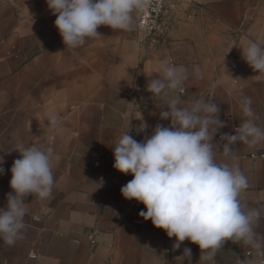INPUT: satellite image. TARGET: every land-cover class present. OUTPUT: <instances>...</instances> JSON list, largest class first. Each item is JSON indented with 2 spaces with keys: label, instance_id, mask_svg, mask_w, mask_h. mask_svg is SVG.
Masks as SVG:
<instances>
[{
  "label": "crops",
  "instance_id": "0c3cea01",
  "mask_svg": "<svg viewBox=\"0 0 264 264\" xmlns=\"http://www.w3.org/2000/svg\"><path fill=\"white\" fill-rule=\"evenodd\" d=\"M174 18L160 44H140L137 11L129 30L98 28L101 36L79 47H66L54 26L56 16L46 0H0V208L11 192L10 169L20 146L52 149L54 185L50 197L29 194L25 228L9 245L0 239V264H199L201 250L185 241L173 249L162 229L145 221L146 208L128 201L121 188L131 175L113 167V146L130 131L137 141L161 121L169 97L151 96L150 78L158 64L199 65L203 79L189 77L179 93L183 104L211 100L220 106L226 127L216 128L215 141L243 119L241 95L264 127V73L242 58V48L264 46V0H170ZM255 77V78H254ZM183 91V92H182ZM135 102V105L130 104ZM167 110V109H164ZM58 117L50 127L49 118ZM142 119V120H141ZM146 132H138L142 123ZM264 142L234 146V159L249 187L241 201L259 209L254 231L264 236ZM217 161H224L217 154ZM103 178L104 183L95 184ZM170 251V252H167ZM257 250L228 241L214 264H263Z\"/></svg>",
  "mask_w": 264,
  "mask_h": 264
},
{
  "label": "clouds",
  "instance_id": "9594fccd",
  "mask_svg": "<svg viewBox=\"0 0 264 264\" xmlns=\"http://www.w3.org/2000/svg\"><path fill=\"white\" fill-rule=\"evenodd\" d=\"M56 16L54 26L66 47H79L89 38L101 36L98 28L129 30L133 11L142 10L145 0H46ZM242 58L256 72L264 73V46L252 41L242 48ZM156 78H150L146 90L155 97H169L167 106L159 113L165 127L157 123L150 134L137 141L130 131L122 134L113 146L116 171L131 175L121 188L122 196L145 206L139 215L162 229L169 239L175 238L174 250L185 241L201 250L199 264H214L217 252L225 243H242L264 251V236L254 231L261 212L242 203L241 196L248 189L247 177L235 163L234 146L249 148L264 142V127L252 108V99L241 95L238 103L243 119L234 128V135L224 133L215 141L216 128L226 124L220 119V106L200 99L183 104L182 86L189 77L203 79L199 65L191 68L170 64L166 59L158 64ZM255 78V77H254ZM135 105V102L130 103ZM167 109V110H164ZM142 120V119H141ZM58 117L52 115L49 125L55 128ZM142 121L138 132H146ZM20 158L10 169L11 180L6 207L0 208V239L12 245L25 228L29 194L40 199L50 197L54 185L51 165L52 149L46 151L31 145L20 146ZM225 160L217 161V154ZM4 163L0 158V165ZM5 169L0 167V175ZM104 183L100 179L98 185ZM192 250L184 248L183 256L191 264ZM237 264H246L237 259Z\"/></svg>",
  "mask_w": 264,
  "mask_h": 264
},
{
  "label": "built area",
  "instance_id": "2783aa9c",
  "mask_svg": "<svg viewBox=\"0 0 264 264\" xmlns=\"http://www.w3.org/2000/svg\"><path fill=\"white\" fill-rule=\"evenodd\" d=\"M136 11V29L140 44L157 45L167 38L174 18L170 0H145V7ZM262 157L264 158V155ZM260 257L264 264V255L260 254Z\"/></svg>",
  "mask_w": 264,
  "mask_h": 264
}]
</instances>
